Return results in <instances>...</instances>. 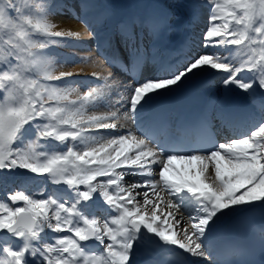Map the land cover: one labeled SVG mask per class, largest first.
<instances>
[{"label": "snow or ice", "instance_id": "1", "mask_svg": "<svg viewBox=\"0 0 264 264\" xmlns=\"http://www.w3.org/2000/svg\"><path fill=\"white\" fill-rule=\"evenodd\" d=\"M90 6L80 0V12ZM180 6L193 22L199 9L207 10L199 51L169 63L162 47L166 17L125 22L105 41L111 54L104 59L109 66L119 60L131 82L94 72L97 83L80 93L68 79L80 73L58 72L69 59L54 51L84 47L80 34L57 30L53 20L81 19L79 12L66 0H0V183L37 174L60 186L59 193L44 187L5 193L0 264H136L149 241L208 264H246L217 260L212 237L221 217L257 202L264 207V102L259 115L249 113L257 93L264 97V0H183ZM148 64L153 70L137 77ZM206 72L218 74L222 85L214 111L205 107L175 130L163 113L147 131L118 126L123 116L139 128L155 96ZM237 93L248 100L243 109L230 103ZM101 105L109 110L98 114ZM237 112L248 121L245 131H235ZM213 121L235 134L212 142ZM176 160L199 168L182 174ZM133 176L141 179L126 186ZM100 208L104 214L95 215ZM181 209L188 215L182 228L175 215ZM260 231L264 246V226Z\"/></svg>", "mask_w": 264, "mask_h": 264}, {"label": "bare ground", "instance_id": "2", "mask_svg": "<svg viewBox=\"0 0 264 264\" xmlns=\"http://www.w3.org/2000/svg\"><path fill=\"white\" fill-rule=\"evenodd\" d=\"M139 1H141V0H139ZM143 1L145 2V5H144L145 16L138 13V4H136V2H137L136 0H117L114 3V5L111 6V8L109 9L110 10L109 13H111V15H112V19H111L112 20V28H111V32L109 33L111 37H113L114 34L116 33L118 26L121 29H125L127 27L125 22L135 20V21H137V23H139L145 17L157 18V17L163 15L164 17H166V20H165L166 27L164 28V31L162 34V47L164 48V51L166 53L165 59L167 60V62L176 63L178 60L182 59L183 57L190 56L191 50L194 49L193 48L194 46L196 49L200 50V48H199L200 42L198 41V39L196 41V37H190L189 35L191 34V28H194L195 25L198 26L200 23L205 22L206 17H207V12H205L203 10L198 11L197 19L195 22H193V20L189 17L187 18L188 20H185L184 16L179 14V13L176 14V16H174L175 14H173L172 10L167 9L166 11L163 12L161 7L157 4L156 0H143ZM137 3H139V2H137ZM73 15H75V14H73ZM108 15H110V14H108ZM129 16H130V19L128 21H126V19H128L127 17H129ZM173 16L175 18L177 17V19L180 20V22L179 21L173 22V20L175 19V18L173 19ZM69 18L70 19H67V20L61 19L60 20L61 24L60 25L58 24L60 27L63 28L64 31L77 32L80 34V37L82 40L89 39V37H93V32H91V34L88 33V30H89L88 28H89L90 24L88 25V27H85V25L87 24V22L84 21L85 17L80 22H79V20L77 21L76 19H73V16H71V15L69 16ZM189 19H191V21ZM87 20H89V19H87ZM90 23H91V21H90ZM183 23H184V25H183ZM187 25H189V26L194 25V26L188 27ZM97 35H98V33H95V37ZM194 39H195V41H194ZM86 55L88 56V64H84L86 62L85 61L84 63H78V65H75V67H74L76 69V71H78V72L80 71L79 72L80 75H74L73 76L75 79H80L81 77H87L90 73H94V69H104L105 68L104 67L105 66L104 65V59H102L100 57L99 52L96 49H94L93 47L92 48L87 47L86 49H83V56L85 57ZM80 69H83V71H81ZM103 74H105V73L103 72ZM112 77L118 79L119 81H123V82L127 83V80H123L121 78L122 76L120 77L119 74L117 75L116 73H113ZM74 81H77V80H74ZM188 82L195 83L200 88V90L207 92V94H208L207 102L209 104V109H210V111H214L217 105L213 104L212 102L218 101L221 98V93H222V85L220 84L219 75L213 74V73H207V72L202 73V74H199L197 76L190 78L185 83H183V85H185ZM178 88H180V87H178ZM178 88H176L175 90H177ZM168 92H171V91L164 90L163 94L168 93ZM229 100H230V103L232 105H235L237 108H240V109L245 108L246 105L248 104V100L243 94L232 95L229 98ZM261 102H264V97H261L259 95V93H257V97H256L257 107L255 109H250L249 113L253 114V115H259L258 105ZM97 109L100 110V113L104 112L101 108H97ZM146 111H147V108H146L145 112L142 114L143 117H145V115L147 113ZM244 119H245V115L241 112H237L233 117L234 122L237 121L238 124H242V122L245 123ZM117 123H118V126H123L125 128H132V129H133V125H134V124H132L131 121L127 120L124 117H121V119L119 121H117ZM247 128H248V124H246V129ZM99 131L105 132V131H111V130H99ZM242 131H245V129L241 130L239 132H242ZM173 167L178 172L187 175L191 170L199 168V162L189 163L186 161L176 160V161H173ZM152 169H153V175L155 176L158 173L159 168L157 165L153 164ZM209 173H211V169H209ZM170 174H175V173H172L170 171ZM135 178H137V180L141 179L140 176H136ZM188 178L200 179L199 176H196V177L189 176ZM32 184L36 185L37 190H39V187H40L39 185L45 184V181H44V183L39 182L38 183L39 185H37V183H35V182H33ZM44 186H46V185H44ZM7 187H11V183L7 182V185L2 183V185L0 186V189L7 188ZM139 191H143V189H139ZM255 205H260V204H259V202H257ZM161 207H163V205H161ZM250 207H253V206H243V207L239 208L234 213H238V212H240L246 208H250ZM98 211L102 212L103 208H100ZM164 211L167 212V209H164ZM234 213H232L228 216H231ZM175 215H176L177 219H181V224L179 227H181V228H182V226L184 227L185 226L184 222L188 220L187 213L183 209H181L180 211H177L175 213ZM226 217L227 216H223V217H221V219L219 221H217L216 228L224 226ZM161 219H163V216H161ZM169 219H171V218H169ZM163 249H161V250H163ZM167 252H169L170 254L176 253V254L180 255V257H182L188 261H190V259H192L195 264H208V262L205 261L203 258L193 257L189 254L183 253L182 250H174V249L168 248ZM147 255H148V252L144 249V247H142L139 251H137V253L135 255L136 264H138L142 261H145V260H150L151 259L150 257L155 258V256L148 255V256H150V257H148ZM157 258H159V257H157Z\"/></svg>", "mask_w": 264, "mask_h": 264}, {"label": "rangeland", "instance_id": "3", "mask_svg": "<svg viewBox=\"0 0 264 264\" xmlns=\"http://www.w3.org/2000/svg\"><path fill=\"white\" fill-rule=\"evenodd\" d=\"M116 1L117 0H90L91 6L88 7V8H85L83 10V12H80V9H79L80 0H66L67 4L69 6L75 8L76 12H79V14L81 16V19H76V20L77 21L79 20V22H80L85 17L84 21L87 22L85 27H88V25L90 24L89 28H88L89 29L88 33L91 34V32H93L92 30H94L95 33L100 34L101 36L99 37L100 38L99 42H100V44H103V45H104L105 41L108 40V35H109V31H110L111 24H112V20H111L112 19V15H111V13H109L110 12L109 9L111 8L112 5H114V3ZM136 1L139 2V3L136 2V4H138V13L145 16V13H144L145 2L143 0H141V1L136 0ZM156 1H157V4L161 7L163 12L168 9V10H172L173 14H175L174 16H176V14L179 13V14L184 16L185 20H188L187 19L188 17L191 18L189 16V14H188V11L185 8L180 6L183 3V0H156ZM202 10L207 12L206 8L199 9V11H202ZM73 14H76V13L74 12ZM108 14H110L111 16L108 15ZM69 16H66L64 18L53 17V20L60 25L61 24L60 20L61 19H66V20L70 19ZM174 16H173V19L175 18ZM127 18L128 19H126V21H128L130 19V16L127 17ZM87 19H89V20H87ZM189 20L191 21V19H189ZM90 21H91V23H90ZM177 21L180 22V20H178L177 17H176L173 20V22H177ZM205 24H206V20H205V22L200 23L198 26H196L195 24H194L195 26L191 25V26H194V28H193V30H191L192 34H190V35L193 36V37H196V41L198 39V41L200 42L201 35H202V29L205 27ZM59 25H58V29L57 30H63V28L60 27ZM183 25H184V23H183ZM187 26L191 27L189 25H187ZM92 40H93V37H89V39H85V40L81 39V43L84 45V47H80V46L77 45L74 48L73 47H66V48H56V49H54L55 52L62 53L65 56H67L68 59H69V63L67 65H58L57 71L58 72L59 71H71L73 73H79L80 71L78 72L74 68L75 65H78V63L77 64H72L71 61L76 60L79 57H84L83 56V49H86L87 47H91L92 48ZM194 41H195V39H194ZM193 48H194L192 50L193 53L195 51L199 50V49H196L195 46ZM199 48H200V45H199ZM109 50L111 51L110 48H109ZM60 58H63V57H60ZM85 58H86V60H85L86 62L84 64H88V56L86 55ZM104 67L106 69L105 68L104 69H94V72L102 74V75L111 74V76H112L113 73H116L114 69H112L110 67H106V66H104ZM80 70L83 71V69H80ZM103 72L105 74H103ZM68 79L79 81V84H77L76 87H77V91L80 92V93L85 92L87 90V88H88V87H84V83H85L84 80H87V82L89 80V82H88L89 85H90V83H94L95 82L94 80H90V79H92V73H90L87 77H81L80 79H75L74 77H71V78H68ZM122 79L125 80L123 77H122ZM129 82L130 81L128 79L127 83H129ZM237 94H241V93H237ZM112 95L114 96L115 93L113 92ZM99 108H101L104 112L109 110L104 105H101ZM96 111H97L98 114L100 113L99 109H96ZM121 112H123V110ZM121 117H123V116H121ZM58 150H63V146H58ZM135 177L136 176L126 177L125 185L127 186L128 184L139 180V179L137 180V178H135ZM10 181L13 182L14 185H16L17 187H21L22 186V188L17 189V190H24L26 194H30V193L36 192V191H33L34 188L37 189L36 185L32 184L33 182H35V183H37V185H39L38 184L39 182H43L44 183V181H45V184L39 185L40 188L41 187L46 188L47 192H53V191L57 192V190H58V192H60V186H56V185L50 184L48 182V180L45 178V176H41V175H37V174H27V175H23L22 174L21 176L15 178V179H12ZM44 185H46V186H44ZM7 188H9V187H7ZM10 188H14V186H11ZM29 188H31V189H29ZM12 191H16V189L15 190L11 189L10 191H7V192H12ZM1 192H2V190H1ZM1 192H0V195H1L0 196V200H3V202H6L5 201V196ZM4 192H5V190H4ZM137 199H139V197H137ZM0 202H2V201H0ZM102 213H104V212L102 211ZM102 213H101V211H96L95 215L102 216Z\"/></svg>", "mask_w": 264, "mask_h": 264}, {"label": "water", "instance_id": "4", "mask_svg": "<svg viewBox=\"0 0 264 264\" xmlns=\"http://www.w3.org/2000/svg\"><path fill=\"white\" fill-rule=\"evenodd\" d=\"M146 245H147V247L154 248L155 250H161V249H163V248H160L158 244H155V243H153L151 241H149L148 243H146Z\"/></svg>", "mask_w": 264, "mask_h": 264}]
</instances>
